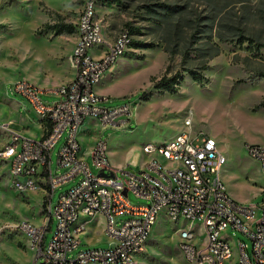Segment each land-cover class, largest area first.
Listing matches in <instances>:
<instances>
[{
  "label": "rangeland",
  "instance_id": "1",
  "mask_svg": "<svg viewBox=\"0 0 264 264\" xmlns=\"http://www.w3.org/2000/svg\"><path fill=\"white\" fill-rule=\"evenodd\" d=\"M86 1L96 5V20L104 39H114L127 32L130 47L136 50L124 55L137 62L136 69H128L130 71L126 73L127 76L130 73L131 77H137L136 90L128 97L111 99L110 103L103 105L133 104L139 100L138 94L142 92L152 94V97L148 101L140 99V105L133 108L129 122L123 126L102 130L94 126L91 128L94 130L91 138H88L90 132H81L78 139L83 145L90 148L96 139L105 141L108 158L114 167L137 170L143 162L148 161L142 147L163 142L169 133L167 129L184 128L185 118H190L192 122L190 137L206 135L212 138L211 133L217 135L223 129L232 130L228 140L230 151L224 165L227 171L222 174L223 183L237 201L260 203L261 199H253L250 195V181L256 176L254 163L246 149H240L238 143L244 135L242 127L245 123L252 122L257 118L258 110L264 109L257 107L264 103V0H0V127L11 122L10 129L30 138L37 135L38 124H33L22 111L19 106L22 101L11 93V86L21 79L40 89L51 90L72 76L74 33L57 35L38 32L44 24L73 26ZM162 4L174 7L175 12L167 18L158 15L162 11L159 5ZM150 45L154 47L150 48ZM213 45L218 46L220 54L208 62L209 69L203 72L207 83L200 88L183 69L199 71V65L205 63L206 57L213 51ZM165 48L174 52L171 60L164 52ZM93 50L90 55L96 59L100 52L96 48ZM149 51H160L167 56L156 74L158 54L146 57ZM145 57L146 60L140 64ZM166 69L168 77L179 73L184 78L174 96L158 95L152 86V78L158 79ZM149 75L154 76L147 84L143 77ZM226 89L229 95L250 98L247 100L250 105L247 108L246 104L242 108L233 105L235 101L225 98ZM183 103L185 110L175 112L174 107ZM161 104H166L174 112L169 125L164 124L168 121L164 119L158 121L159 125L149 123L145 129V124L138 119V112L147 108L154 110ZM27 124L28 128L25 127ZM4 139L0 134V148ZM212 139L217 143L216 139ZM62 142L63 139L59 140L52 151L53 169ZM88 163L92 172L97 174L91 159ZM62 190L53 195L49 203L51 207ZM45 196L46 192L40 189L26 194L11 189L7 167L0 163V264L42 263L43 257L37 258L25 235L11 227L24 221L36 227L43 225L46 219L43 211ZM128 198L133 204H147L132 193ZM260 215L259 211L256 217ZM80 220L84 221V218ZM101 226L102 223H98L87 228L90 237L84 239L88 242H83L79 249L108 247V239ZM181 226L182 223L175 225L160 216L140 263L186 264L178 248L180 239L176 228ZM49 227L46 242L55 230V220ZM194 231L197 232L196 229ZM84 233L80 234L81 238ZM224 235L221 233V236ZM227 235L231 238L230 242L243 241L250 252L251 243L242 233L229 231Z\"/></svg>",
  "mask_w": 264,
  "mask_h": 264
},
{
  "label": "built area",
  "instance_id": "2",
  "mask_svg": "<svg viewBox=\"0 0 264 264\" xmlns=\"http://www.w3.org/2000/svg\"><path fill=\"white\" fill-rule=\"evenodd\" d=\"M73 27L74 76L70 82L51 90L21 79L11 86V93L22 101V111L37 118L32 120L40 124L41 134L25 137L9 128L11 122L2 125L0 134L5 139L0 163L7 167L11 189L20 194L44 190L47 201L43 225L24 221L11 229L25 235L37 258L43 257V264H141L153 228L162 216L166 222L183 224L176 229L186 264H264V145L246 147L263 177L262 200L257 204L240 203L227 194L220 179L226 157L212 138L190 137V118L173 138L144 145L142 153L148 161L137 170L114 167L105 141L96 139L87 148L77 135L87 121L100 130L129 122L140 98L133 104L105 107L111 99L98 95L95 87L126 52L136 50L130 47L127 32L104 39L92 1L83 4ZM94 48L101 52L96 59L90 55ZM61 139L53 169L52 151ZM90 159L97 174L92 172ZM58 190L62 191L51 207ZM130 193L147 204L131 203ZM97 216L104 218L102 232L108 247L79 249L83 245L80 234ZM53 220L55 230L46 242ZM229 231L247 237L250 252L243 241L230 242Z\"/></svg>",
  "mask_w": 264,
  "mask_h": 264
},
{
  "label": "crops",
  "instance_id": "3",
  "mask_svg": "<svg viewBox=\"0 0 264 264\" xmlns=\"http://www.w3.org/2000/svg\"><path fill=\"white\" fill-rule=\"evenodd\" d=\"M93 52H94V50L90 51V53H93ZM154 54H158V59H159L158 66L156 67V70H155V74H156L162 68L164 63L166 62L167 56H166V54H163L160 51L159 52H156V51L155 52H150L149 51V53L146 54V57L148 55L152 56ZM100 55H101V52H100ZM146 57L144 58L143 61H141L140 64H143V62L146 60ZM136 67H137V62L135 63L133 60H131L130 57L129 58L126 57V56L121 57L117 61L116 65H114L111 68L109 73L106 74L105 77L101 80V82L95 87L96 93L98 95H101V96H104V97H108L110 99H117V98L118 99H123L125 97H128L129 95H132L131 94V93H133L132 91L137 87L136 82H137L138 79H137V77H131L132 74H130V73L127 76L126 73H128L130 70H135ZM128 69H130V70L127 71ZM154 75H149V76L143 77V79L145 78L146 83L148 84V82L150 81V79ZM73 76H74V70H73L72 76L66 82L62 83L61 85H64V84L70 82L73 79ZM139 80L141 81V79H139ZM60 86L58 85L57 88L60 87ZM225 91L227 93L225 98L227 100H229V101H235L233 105L240 106L241 108L245 107V104H246V108H247V106L250 105V103L247 104V100H249L250 98L241 97V96H235L233 94L229 95L228 90L226 89ZM43 99L52 100L53 98L48 97V96H43ZM183 110H185V104L184 103L181 104L180 106L177 105V106L174 107V111L175 112H180V111H183ZM258 111H260V112L259 113L257 112L258 113L257 118L253 119L252 122H250V123H245L244 127H242L244 135H243L242 138L239 139L238 147L240 149L241 148L242 149H246V147L248 145H264V109H259ZM173 116H174V112H171V110L168 108V106L166 104H161V105L155 107L154 110L147 108V109H144L142 111L140 110L138 112V119H139V121H141V122H143L145 124V129H146V127H147V125L149 123H154L155 122L157 125H159L158 121L164 120V119L168 120V121H166L164 123L165 125L168 126L169 122H170L169 119L172 118ZM28 118H30L29 120H31L33 124H36V122L32 120V119L37 120V118L35 117V115L33 113L29 114ZM89 122H93V121H87L80 128L79 133L77 135V138H78V136H79V134L81 132L83 133L84 130L90 132L88 134V136H89L88 138L93 137V132L94 131L91 128H93L94 126L96 127V125L95 124H93V125L89 124ZM37 124L38 125L36 127H38V130L36 131L37 135L34 136L35 138L39 137L40 124L39 123H37ZM27 125L26 126L23 125V126L28 128L29 125L28 126ZM88 129H91V131L88 130ZM182 129H183L182 127H179V128L172 127L170 129H167V131L169 133L166 134L165 140L173 138L180 131H182ZM170 130H173V131L170 132ZM40 134H41V131H40ZM231 135H232V130H228V129L227 130L226 129L221 130L217 135L214 134V133H211V137L216 139V141H217L216 144H217L218 151L222 155H224L225 157L227 155H229V151H230L229 150L230 149L229 145H230V143L228 144V140L230 139ZM203 136H206V135H203ZM80 143L82 144V146H84L83 142L80 141ZM252 162L254 163V166H255V169H256V176H253L252 180L250 181V183H251V187H250L251 194L250 195H251V197H253V199H261L262 200L261 187L263 186V177H262V175L260 173L259 165L253 160H252ZM143 164H144V162H143ZM226 171H227V168H224V167L220 171V179H221L222 182H223L222 174L226 173ZM224 186L226 188L225 184H224ZM226 192L233 200L237 201L230 194V192H229V190H227V188H226ZM237 202L245 203L246 201H237ZM98 223H102L101 227H103L104 218L101 217V216H97L95 221L93 222V224L91 223L88 227H93V225H96ZM88 237H90V233L86 229V231L84 233V237L81 238L79 236V238L81 240V243H83V242L85 243L86 240H84V239L85 238L87 239ZM86 242H88V241H86Z\"/></svg>",
  "mask_w": 264,
  "mask_h": 264
},
{
  "label": "trees",
  "instance_id": "4",
  "mask_svg": "<svg viewBox=\"0 0 264 264\" xmlns=\"http://www.w3.org/2000/svg\"><path fill=\"white\" fill-rule=\"evenodd\" d=\"M160 9L162 10L161 12H158L157 14L167 18V16L169 14H171L172 12H175V8L172 6H167V5H159ZM42 32H52L54 34L60 35L64 32H67L69 34L74 33V27L70 24H63V23H56L53 25H49V24H44L41 28V30L38 32V34H41ZM243 43V42H242ZM150 48H153V45L149 46ZM213 51L206 57V61L205 63H202L201 65H199V71L196 70H191V69H183L184 72H187L188 75L193 79V81L196 83V85L200 88H203L206 83L207 80L203 75L204 71H207L209 69L208 66V62L212 59H214L215 57H217L220 54V49L218 48V46L213 45L212 47ZM164 52L167 54L168 59L171 60L174 52L172 50H169L167 48L164 49ZM185 62V61H184ZM168 69L165 70V74H163L161 77L157 78H152L151 82H152V86L154 91H156L158 93V95H170V96H174L178 93L180 86L183 82V77L182 75H180L179 73H176L174 75L171 76H167L166 74ZM238 82H243V80H239ZM140 97V99H143L144 101H148L151 97L152 94H146L144 92L139 93L138 94ZM258 108H262L264 107V103H260L258 106ZM46 200L44 201V207L46 204ZM43 211H45V209H43Z\"/></svg>",
  "mask_w": 264,
  "mask_h": 264
},
{
  "label": "water",
  "instance_id": "5",
  "mask_svg": "<svg viewBox=\"0 0 264 264\" xmlns=\"http://www.w3.org/2000/svg\"><path fill=\"white\" fill-rule=\"evenodd\" d=\"M124 195H126V192H124ZM41 264H43V263H41Z\"/></svg>",
  "mask_w": 264,
  "mask_h": 264
}]
</instances>
